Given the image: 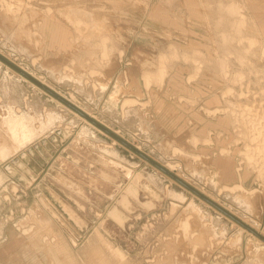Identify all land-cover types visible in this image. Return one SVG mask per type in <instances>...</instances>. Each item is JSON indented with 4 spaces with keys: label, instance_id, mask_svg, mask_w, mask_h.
<instances>
[{
    "label": "rangeland",
    "instance_id": "obj_1",
    "mask_svg": "<svg viewBox=\"0 0 264 264\" xmlns=\"http://www.w3.org/2000/svg\"><path fill=\"white\" fill-rule=\"evenodd\" d=\"M243 111L264 123V0H0V264H264L186 186L264 237Z\"/></svg>",
    "mask_w": 264,
    "mask_h": 264
},
{
    "label": "bare ground",
    "instance_id": "obj_2",
    "mask_svg": "<svg viewBox=\"0 0 264 264\" xmlns=\"http://www.w3.org/2000/svg\"><path fill=\"white\" fill-rule=\"evenodd\" d=\"M3 6L7 7V9H8L7 11H8L9 14H11V13L14 14L15 13V10L13 9L12 5L3 4ZM2 9H4V7ZM227 11H228V14L231 17H234L237 14H239V9L235 5L229 6L227 8ZM232 27H233L234 35H228L229 38H226V40L227 41H231V40H237V38H238L239 41L241 42L244 38H243L241 32L238 29L239 28L238 24L234 23V24H232ZM251 46H253V45H251ZM228 56H229V54L226 55V57H228ZM224 59H225L224 61H221L219 63L221 65L225 66L226 69H228L229 66H230V58L228 60H227V58H224ZM238 59H242V55L239 56ZM226 69H225V71L228 73L229 71H227ZM225 75H227V74H225ZM257 116H258V114H257ZM241 120H242V124L244 125V127H243L244 131H242L241 134H243V137H244V139H245V141L247 143V148H248V151H247L246 155L249 157L250 160H251V156H254V154L256 152L259 154V156L262 155L264 157V123L261 121V118H258V117L256 118V116H253V115H251L250 113H247V112L245 113L243 111ZM51 122H53V121H50V123ZM82 131H83L84 134L88 133L87 129H84ZM89 138H90V136H89ZM197 140H199V139H197ZM227 152H226V150H223V155L226 154ZM220 165H222L224 176L228 177L229 179H232V176H231L230 172H231L233 167H231L232 166L231 163L229 161H225V162L222 161V164H220ZM240 170H241L240 167H238V172ZM137 175H138V173H137ZM232 175L234 176V178L237 177L234 174V172L232 173ZM128 176H129V178L132 179V181L130 180L129 187L126 189V191H127L128 195L136 197V196H138V185H139V181H140V176L134 177L133 171L131 169L128 170ZM238 176H239L238 178L242 179L239 174H238ZM150 179H151V181L154 182L153 176L150 177ZM153 182H151V183H153ZM155 185H157V184H155ZM171 196L177 197L176 194H172ZM122 203L126 205L127 204V199L125 198L122 201ZM148 204H149V205H147L148 207H152V206L154 207V204L152 202H148ZM112 216L117 218V219H122L121 216L119 215V211L116 210V209L112 211ZM185 227L189 228L188 222L185 223ZM104 244H105V242H104ZM107 247H108V245H107ZM113 252L116 255V257H118L119 259H123L124 260L125 256H124V254L122 253L121 250L113 248Z\"/></svg>",
    "mask_w": 264,
    "mask_h": 264
},
{
    "label": "water",
    "instance_id": "obj_3",
    "mask_svg": "<svg viewBox=\"0 0 264 264\" xmlns=\"http://www.w3.org/2000/svg\"><path fill=\"white\" fill-rule=\"evenodd\" d=\"M159 168H161L162 170H164L165 172H167L164 168L160 167L159 165H157ZM168 173V172H167ZM179 180V179H178ZM181 183L185 184L184 182H182L181 180H179ZM186 185V184H185ZM189 189H191L193 192H195L196 194H198L199 196H201L203 199L207 200L208 202H210L211 204H213L214 206H216L217 208H219L220 210H222L225 214H227L228 216H230L231 218H233L235 221H237L238 223H240L241 225H243L244 227H246L248 230H250L253 234H255L256 236H258L260 239H262L264 241V237L262 235H260L259 233H257L256 231H254L253 229H251L249 226H247L246 224L242 223L240 220H238L237 218H235L234 216H232L230 213L224 211L223 209H221L219 206H217L215 203H213L212 201H210L208 198L204 197L202 194L198 193L195 189L189 187L188 185H186Z\"/></svg>",
    "mask_w": 264,
    "mask_h": 264
}]
</instances>
